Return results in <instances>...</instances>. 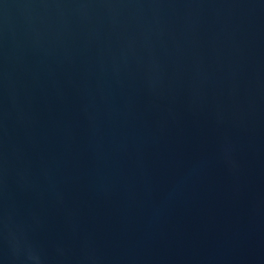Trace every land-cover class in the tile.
<instances>
[{
    "label": "water",
    "instance_id": "95a60500",
    "mask_svg": "<svg viewBox=\"0 0 264 264\" xmlns=\"http://www.w3.org/2000/svg\"><path fill=\"white\" fill-rule=\"evenodd\" d=\"M0 264H264V0H0Z\"/></svg>",
    "mask_w": 264,
    "mask_h": 264
}]
</instances>
